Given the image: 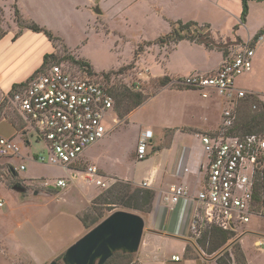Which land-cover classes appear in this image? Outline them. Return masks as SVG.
Wrapping results in <instances>:
<instances>
[{
    "label": "rangeland",
    "instance_id": "1",
    "mask_svg": "<svg viewBox=\"0 0 264 264\" xmlns=\"http://www.w3.org/2000/svg\"><path fill=\"white\" fill-rule=\"evenodd\" d=\"M92 1L96 0H30L29 8H33L34 11L38 9L40 12L35 13L29 20L46 27L57 35L54 37L59 39V41H51L54 45L51 54H54L55 59H49L51 60L49 66L54 63H64L70 67H79L72 63L69 59L70 55L75 60L77 58L86 59L87 63H91L89 65L95 75L101 77L102 74H109L112 84L119 91L125 87L143 98L152 96L162 88L183 90L176 88L173 82L189 76L190 74L186 75L189 70L206 68L210 62L207 50L183 42L166 65V69L171 70L172 73H179L182 77L169 78L171 83L162 87L161 79L167 74L163 72L161 77L155 75L160 72L158 66H164L166 54L170 52L173 45L172 43L163 44L159 42V39L170 32V22H176L178 19L189 20L185 22L180 20L182 23L196 21L194 23L201 29L202 37L206 41L208 38L211 39L218 47H211V51H221L224 53L223 59L226 54L244 43L238 40L237 35L242 38L247 36L248 30L238 22L241 9L238 0H230V2L227 0H99L107 8H105L107 10L105 18H97L99 24L92 21ZM12 6L11 3L9 10ZM9 16L10 14L7 13L8 18H6L4 11L0 8V34L8 29L18 32L13 13L10 18ZM208 23L213 28L208 27ZM64 42L79 56L67 52ZM83 42H85L84 45ZM220 65L221 63L212 69L213 71L203 73L196 71L194 73L208 74L209 72L213 74ZM151 66L153 67L151 78L141 79L139 73H147L145 68ZM6 92H8L6 87L0 88V136L14 137L21 145V156L0 158V202L2 203L0 206V240L2 239L0 241V264H49L52 261L64 264L62 259L64 253L53 259L52 252L63 248L67 250L93 227L83 228L74 216L77 209L81 210L78 215L90 213L93 200L86 204L84 182L79 178L70 180V174L66 168L41 164L33 160V154L39 153L44 147L42 144L35 143L31 138H29L30 146L25 147L23 141L19 139L23 132V124L13 111L11 104L7 101L2 102L6 100L5 96H2ZM128 106H130L129 101L116 102L114 114H110V117L105 121L106 127L115 125L116 118L118 120V116L123 115V110ZM222 109V106L211 103L209 99L198 98V94L182 95L181 93L165 92L148 101L134 113L130 121L143 128L153 127L156 129L166 123L182 126L206 118L208 126L214 128L220 124ZM242 110L244 107H240L239 115L241 112L242 114L250 112L248 108L247 111ZM132 140L133 130L128 129L121 130L112 141L110 152L113 157L117 158V162L111 166L121 172L131 170V173H134L137 178L149 164L126 161L128 145ZM154 140L156 141V138ZM20 165L26 167L25 171H19ZM69 167L87 169L81 162ZM58 178L68 179L69 186L65 189L53 187L54 191H60L57 196L45 194L48 191L44 186L45 181L52 184ZM103 182L106 186L97 187V194L105 193L115 181L104 180ZM132 185L147 188L137 184ZM15 187H21L23 191L18 192L14 189ZM92 188L94 189L95 186L92 185ZM259 189L262 199L264 189L261 187ZM101 207H103L104 217L117 210L133 212L142 218L145 216L138 211L122 207L112 211L107 210L108 208L105 206ZM254 212L255 216L250 220L247 234L242 237V245L247 264H264V247H261L262 250H260L255 245L259 239L264 240V200L255 206ZM239 236V234L233 235L231 241H237ZM6 239H9L11 245L14 244L16 247L20 245L23 247L26 244L32 246L37 260L30 259L22 250L20 253L12 254ZM237 243L241 247L240 242L237 241ZM158 244V242L142 240L140 245L142 257L147 256L148 247H157ZM188 244L196 251L190 249L187 252V257L211 260L228 251L232 260L233 254H235L240 261V255L236 248L232 250L229 247L220 253L228 244L211 255L203 252L196 243L186 237L171 240L166 247L170 253L180 250ZM140 252L125 257L115 255L106 264H141ZM179 254L182 259L181 264H195L198 261L196 259L192 263L186 262L184 251ZM222 259L225 257L222 256ZM200 263L204 264V262Z\"/></svg>",
    "mask_w": 264,
    "mask_h": 264
},
{
    "label": "built area",
    "instance_id": "2",
    "mask_svg": "<svg viewBox=\"0 0 264 264\" xmlns=\"http://www.w3.org/2000/svg\"><path fill=\"white\" fill-rule=\"evenodd\" d=\"M263 36L264 30L254 46L249 41L226 54L215 73H194L173 82L176 88L196 91L203 99L214 96L223 104L217 129L200 135L207 157L203 186L196 193L185 186L170 189V210L180 204L186 209L182 238L194 243L207 226L234 235L247 233L250 220L255 216V206L264 200L259 193V187L264 189V129L243 136L234 133L240 107L254 97L238 89L235 81L251 70L255 45ZM139 77L144 79L148 75L139 73ZM16 86L2 96L23 124L19 139L24 146H30L29 138L43 145L44 149L32 156L41 164L69 168L115 126L112 124L107 128L105 125L110 114H114V98L103 76L89 74L85 67L52 64L38 69ZM255 98L257 101L249 106L252 113L264 110V99ZM151 138V131H145L139 137L138 160L145 158ZM20 156L21 145L17 140L0 136V158ZM25 169L24 165L19 166V171ZM97 172L94 166L86 170L88 175L100 177ZM96 185L106 186L100 180ZM147 185V182L141 184ZM44 186L48 185L44 183ZM54 186L65 189L68 182L58 179ZM255 245L262 250L264 240L260 239ZM171 260L179 261V257L172 256Z\"/></svg>",
    "mask_w": 264,
    "mask_h": 264
},
{
    "label": "crops",
    "instance_id": "3",
    "mask_svg": "<svg viewBox=\"0 0 264 264\" xmlns=\"http://www.w3.org/2000/svg\"><path fill=\"white\" fill-rule=\"evenodd\" d=\"M227 1L230 2V0ZM238 1L241 6L238 18V22H240L242 5L241 0ZM29 2L30 0H0V8L4 11L5 17L8 18L7 13H9L10 18L13 13V6L15 5L22 19L31 21L29 20V18L32 17L35 13H39L40 11H38V9L34 11L33 8H29ZM11 3L13 4V6L9 10ZM92 3V21H95V24H97V18H105L107 8L103 6V4H101L99 0L92 1ZM96 3L98 4V6ZM96 8L99 9L100 14H96L94 12ZM247 9L248 11L245 23L241 24L242 27L248 30L247 36L246 38H242L237 35L241 43L252 41L264 30V0H247ZM180 20L182 22L189 21L187 19H178V21ZM192 21L196 22L194 20ZM197 23L201 24L199 22ZM209 26L210 28H213L210 23H208V27ZM16 28L18 32L13 31L12 29H8L6 30V34L4 35V37L0 39V88L6 87L7 91H9L13 85L25 81L31 74L37 71L42 64L44 55L51 54L54 50L53 43L48 40V38L44 34L35 33L26 29L20 31L18 27ZM44 28L47 29L46 27ZM50 32L53 34L52 31ZM238 32L239 30L237 31V33ZM183 42H188L190 45H197L207 50L208 59L210 61L206 65V68L197 70L195 68L189 70L186 75H189L196 71L202 73L210 70L213 71L212 69H215L223 60L224 53H222L221 51H211L210 48L207 49L203 45L189 42L187 40H182L174 44L172 43L173 47L171 48L170 52L166 54V57L164 59V66H158L160 68V72L158 73V75H155L156 77H161L163 72H165L171 79L174 77H182L181 74L172 73L171 70L166 69V65L169 62L170 58L173 57V55L178 51L179 46L182 45ZM84 44L85 42H83V45ZM65 47L70 54L72 52V55L76 54L77 56H79L67 45ZM145 70L147 72L148 78H151L153 67H146ZM210 74L212 73L208 72V75ZM235 86L238 89H242L249 94L254 95V97L256 96L264 99V36L255 45V53L251 70L239 76L235 81ZM165 92L181 93L182 95L191 93L198 94L193 90H174L162 88L158 92L147 98L142 105L131 111L126 116L125 121L122 122L117 120L116 118V124L114 128H112L102 140L88 148L78 161L85 165L86 168L94 166L97 169V173L100 177L88 175L86 173L87 169H84V167L66 168L67 171H69L70 180L73 181L79 178L84 182L86 204L91 203V201L98 195L97 187L99 186L96 185L97 180H100L102 183H104V180L107 181L115 179L137 185H141L143 182L148 183L147 188L154 191L155 197L153 201L152 211L142 218L144 220V232L142 235L141 243L142 240H145V242H158L159 244L157 247H148L149 249L146 251L147 256L145 257H142V253L140 252L141 249L139 246L137 252H140L139 259L141 264H181L182 259L179 253H183V251L185 250V245L180 250H177L178 253L177 251H172L169 253L166 246L167 243H169L171 240H178L184 235V218L186 209L185 206H181L180 204L174 206L173 210H170V189L172 186H185L192 193H196L201 188V186H203L207 157L203 152L200 135L215 131L217 129V127H209L208 120L206 118H203L199 122H195L193 124L189 122L182 126L166 123L161 127H157L156 129L153 127L143 128L139 124L131 123L130 118H132L136 111H139V109L142 108L148 101L155 99L157 96H160ZM198 98L203 99L199 94ZM209 100H211V103H216L218 104V106L223 107L220 99L212 96ZM128 129L133 130V140L128 145L129 150L128 154L126 155L128 157L126 161H139L140 163L147 162L149 164L145 171L141 174V176L137 178L135 177L134 173H131V170L121 172L116 167L113 168L111 166V164L114 165V162H117V158L113 157L110 152L112 141L119 135L121 130L125 131ZM145 131H151L152 138L150 140V143L148 144L145 158L142 160H138L136 156V147L139 137ZM155 138L156 141L154 140ZM58 179H56V181ZM55 182L51 184L50 182L45 181V183L48 185L46 187L48 191L45 194H53L56 196L60 194V191L57 192L53 190V187L55 189H60L54 186ZM67 182L69 186L70 181L68 179ZM92 185L95 186L94 189L92 188ZM49 187H52V189H50ZM79 212H81V210L78 209L74 212V216L77 220V215ZM8 240L9 239H6L12 254H14V252L20 253L22 250L27 257L33 260H37L32 246L26 244V246L23 247H21V245L19 247H16L14 244L11 245L10 241ZM237 241L240 242L243 250L242 252H244L243 254L245 257V264H247L248 261L243 249L242 239H239ZM65 251L66 250H64V248L58 251H53V259L59 257L60 255L65 253ZM172 256H178L179 261H172ZM186 259V262L191 263L195 262L197 259L198 261H196L195 264H201L200 262H204V264H216L214 259ZM232 264H234V262H232Z\"/></svg>",
    "mask_w": 264,
    "mask_h": 264
},
{
    "label": "trees",
    "instance_id": "4",
    "mask_svg": "<svg viewBox=\"0 0 264 264\" xmlns=\"http://www.w3.org/2000/svg\"><path fill=\"white\" fill-rule=\"evenodd\" d=\"M241 3H242V12L240 16V23L243 24L245 23L247 11H248L247 0H241ZM13 15H14L15 23L20 31L26 29L35 33H42L50 41H59L58 38L54 37V35L44 27H41L32 21H25L24 19H22L15 5L13 6ZM169 26H170V32L159 39V42L163 44L166 43L174 44L182 40H187L189 42L203 45L206 48H211L215 46L211 39L208 38V41H206L202 37L203 35L201 34V29L198 28L197 24L194 22L182 23L180 21H176V22H170ZM5 34L6 31L1 32L0 39L3 38ZM257 37L258 35L253 39V41H251L250 43L251 46H254V42L257 40ZM49 59H55L54 54L44 55L39 70H43L49 66L51 61ZM69 59L72 61V63L79 65V67H85L89 74H94L89 63H87L85 60L78 58L75 60V58L71 55ZM54 64H58V63H54ZM102 76L106 83V87L108 91L112 94L114 98V111L116 108V102H123V101L130 102V106L126 107L125 110H123V107H121L122 110L124 111V114L118 116L119 121L122 122L125 121L126 116L131 111L142 105L145 102V100L149 98V97L143 98V96L137 93H133L131 90L125 87H122V90L119 91V89L115 88L114 85L112 84L109 74H102ZM161 80H162L161 81L162 87H165L166 85H169L171 83V80L167 76H164L163 79ZM16 87L17 86L15 84L12 86L11 89H15ZM6 101L7 100H4L2 102H6ZM256 101L257 99L251 96L248 102H246L242 106V108L244 107V110L247 111V108L249 109V106ZM263 129H264V110L262 109L259 112H255V113L247 111L244 112V114H242L241 112V115L238 116V122L234 129V133L239 136H243L246 134L260 133L263 131ZM114 181L115 182L109 186L108 190L105 193H100L93 199L91 203L90 213L77 216L83 228L89 229L105 218L102 209L103 207L101 206H105L106 208H108L107 210L109 211L122 207L127 210L138 211L145 215L149 214L152 211L153 201L155 197V193L153 190L149 188L134 187L132 183L126 181H120L118 179H115ZM233 235H234L233 233L222 231L214 226H207L204 229L201 238L196 242V244L198 247H200V249L203 252H205L208 255H211L231 242L228 245H230L232 250L236 248V250L239 252L240 255V261H238L239 258H237L235 254H233L234 258L232 260V258L230 257V253L228 251H225L222 255L225 257V259H222V256L216 257L214 259L215 263L232 264V262H234V264H245V257L240 246L235 240L231 241L233 239ZM190 249L195 250L194 247L188 244L185 247L184 254L186 258L193 259V257H187V252ZM115 255H120L125 257L131 254L115 252L103 264H106Z\"/></svg>",
    "mask_w": 264,
    "mask_h": 264
},
{
    "label": "water",
    "instance_id": "5",
    "mask_svg": "<svg viewBox=\"0 0 264 264\" xmlns=\"http://www.w3.org/2000/svg\"><path fill=\"white\" fill-rule=\"evenodd\" d=\"M94 12L100 14L98 8ZM14 189L18 192L23 191L21 187ZM143 232L144 220L141 216L123 210L114 211L65 251L64 264H103L115 252L134 254L140 246ZM245 234L240 235L237 240L242 239ZM229 247L230 245L220 253ZM49 264L57 262L52 261Z\"/></svg>",
    "mask_w": 264,
    "mask_h": 264
}]
</instances>
